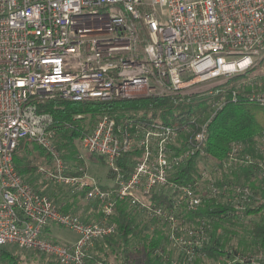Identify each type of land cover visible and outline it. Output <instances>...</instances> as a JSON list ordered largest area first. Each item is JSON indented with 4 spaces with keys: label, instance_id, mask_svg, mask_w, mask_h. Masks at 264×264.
Returning a JSON list of instances; mask_svg holds the SVG:
<instances>
[{
    "label": "built area",
    "instance_id": "obj_1",
    "mask_svg": "<svg viewBox=\"0 0 264 264\" xmlns=\"http://www.w3.org/2000/svg\"><path fill=\"white\" fill-rule=\"evenodd\" d=\"M255 59H264V0H0V252L19 246L57 264H103L91 259L96 243L117 233L111 218L118 201L128 200L170 227L177 254L172 264H264V248L254 255L228 251L208 257L200 233L184 223L182 210L196 208L201 196L168 182L174 166L194 153L192 148L179 155L172 150L180 126L100 118L80 140V149L111 167L125 153L139 155L129 176L118 174L117 188H104L82 168L77 175L65 174L71 167L55 147L54 116L44 106L55 98L181 96L200 83L226 84L254 67ZM263 81L241 83L262 105ZM236 88L234 96L242 90ZM214 90L225 91L223 86ZM23 139L41 145L57 162L53 171L40 167V173L72 193L83 192L99 207L102 222H84L61 211L24 179L14 162ZM205 139L202 128L193 140ZM240 147L234 144L235 158ZM161 190L173 194L171 202L151 199ZM55 225L75 230L79 241L65 245L51 238Z\"/></svg>",
    "mask_w": 264,
    "mask_h": 264
},
{
    "label": "trees",
    "instance_id": "obj_2",
    "mask_svg": "<svg viewBox=\"0 0 264 264\" xmlns=\"http://www.w3.org/2000/svg\"><path fill=\"white\" fill-rule=\"evenodd\" d=\"M241 75L233 79H240ZM239 79L233 84L229 80L223 86L224 93L215 97L194 93L90 102L55 98L44 106L54 116L55 147L67 162L78 159L80 140L104 116L113 118L118 124L133 119L147 124L161 121L180 126V144H173L172 150L179 155L192 148L194 153L174 166L170 182L195 190L201 196V203L196 208L182 210L180 215L184 223L200 233L197 238L208 257L219 258L228 251L254 255L264 248V105L250 98L251 87H242L244 79ZM237 86L242 90L234 96L232 92ZM220 100L223 104L216 109L215 103ZM202 128L206 139L196 143L194 136ZM234 144L241 145L236 158L232 156ZM42 156L50 162L53 160L35 141L21 140L14 153L17 170L35 189L47 194L61 211L72 212L85 194L72 193L65 186L59 189L47 178L40 182L42 165L38 160ZM209 160L215 164L218 173L214 175L213 168L210 170L213 176L206 177L201 164H209ZM133 163L132 153H125L117 161V168H110L109 175L120 172L127 177L133 171ZM79 172L70 169L65 174L77 175ZM172 196L167 190H161L152 195V200L167 204L172 201ZM86 214L83 219L88 223L102 222L104 218L100 209L96 216ZM111 220L118 224L117 233L96 243L97 251L91 259L101 260L103 264H134L137 257H141V264H172L176 259L170 227L132 206L128 200L118 201ZM0 264L21 263L3 248Z\"/></svg>",
    "mask_w": 264,
    "mask_h": 264
},
{
    "label": "rangeland",
    "instance_id": "obj_3",
    "mask_svg": "<svg viewBox=\"0 0 264 264\" xmlns=\"http://www.w3.org/2000/svg\"><path fill=\"white\" fill-rule=\"evenodd\" d=\"M234 58L229 57L228 60H232ZM255 65L254 67H252L248 72H245L241 75V78H236L239 79V81L241 79H254L257 80L258 82L262 81V79L264 80V60H260V59H255ZM236 79H230V82L233 84L235 83L237 80ZM238 81V82H239ZM243 81V80H242ZM241 81V82H242ZM264 82V81H263ZM225 84L222 85V83L219 81H211L209 83H200L197 85H194V87H191L188 92H186L183 95H191L194 93H198V94H202V95H207L208 97L211 96H216V94H218L216 92V90L218 87H222ZM179 142H177L176 144H178ZM180 144V143H179ZM78 155L81 156V160L79 159H75L72 162H67V165H69L71 168V171L78 169L80 171V168H82L83 170L86 171V174L89 178L94 179L95 181H97L99 184L102 185V187L104 188H112L113 186H115V188H117L118 184H117V177L118 174H120V172L116 173L115 176H110V168H117V163H116V167H111L109 165V163L102 157H99L98 155H96L97 157H92L91 155H95V154H90L88 153L86 150L83 149H79V153ZM135 158V162L138 158V154L137 153H133L132 154ZM81 161V162H79ZM38 163L40 165H42L41 167L45 168L47 171H53L55 164L57 163L54 160H51V162L48 160L47 157H40L38 160ZM209 164H201L203 170L206 172L207 176H213L212 174H210V170L215 168V170L217 169V167L215 166V164L213 162H211L210 160L207 162ZM81 164V165H79ZM135 166V163H133ZM76 165V166H74ZM50 167V168H49ZM134 169V168H133ZM214 170V175H217L218 171ZM39 172H40V168H39ZM173 174V172H172ZM171 174V175H172ZM171 175L169 177L168 182H170V178ZM218 176H220V173L218 174ZM40 177V176H39ZM46 178L44 174L41 173V180L40 182ZM54 184H56L57 188H63L64 185H59L58 183H56L55 181H51ZM203 184L206 185L205 182H203ZM202 184V186H204ZM51 185V184H50ZM66 187V186H65ZM205 187V186H204ZM207 187V186H206ZM69 189V188H68ZM71 190V189H69ZM72 194V193H71ZM140 199L142 200H146L149 201V196L148 197H143L142 195H139ZM152 199V196H151ZM75 210L72 211V213L79 215L80 217H84V213L86 215H90L91 217L94 216V211H98L99 207L92 201V200H87L85 198V195L81 197L77 207H74ZM144 224V223H143ZM49 236L55 240H57L58 242L65 244V245H74L75 243H77L79 241L80 235L75 231L72 230L68 227H63V226H58L55 225L53 227H51V229L49 230ZM6 249L11 252L14 256H16L19 259V262L21 264H56L52 259H50L48 256L36 252V251H29L27 249H23L19 246H7ZM134 264H141V257H137L134 260Z\"/></svg>",
    "mask_w": 264,
    "mask_h": 264
},
{
    "label": "crops",
    "instance_id": "obj_4",
    "mask_svg": "<svg viewBox=\"0 0 264 264\" xmlns=\"http://www.w3.org/2000/svg\"><path fill=\"white\" fill-rule=\"evenodd\" d=\"M94 213H95L94 215L96 216L97 211H94Z\"/></svg>",
    "mask_w": 264,
    "mask_h": 264
}]
</instances>
